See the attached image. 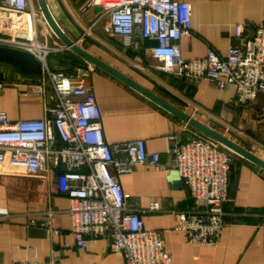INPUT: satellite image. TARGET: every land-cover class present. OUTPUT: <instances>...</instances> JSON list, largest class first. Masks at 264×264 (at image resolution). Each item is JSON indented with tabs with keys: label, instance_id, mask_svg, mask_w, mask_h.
Instances as JSON below:
<instances>
[{
	"label": "crops",
	"instance_id": "1",
	"mask_svg": "<svg viewBox=\"0 0 264 264\" xmlns=\"http://www.w3.org/2000/svg\"><path fill=\"white\" fill-rule=\"evenodd\" d=\"M180 1L192 7V29L181 42L187 60L205 57L209 48L226 56L231 45L244 44L254 36L256 25L264 22V0ZM86 2L47 0L61 27L84 48L203 123L239 130L243 146H252L249 150L264 159L255 152L264 153V93L240 106L235 102L234 87L220 89L206 79L164 73L159 69L162 61L151 54L154 40H145L136 32L135 45H125L122 38L110 33L108 17L98 21L100 11L84 10ZM38 13L41 36H53ZM94 21L92 39L87 42L88 35L83 32ZM6 27L7 20L1 18L2 34L7 33ZM52 36L50 43H58ZM61 56L73 58L71 53ZM0 65V80L10 82L0 90V111L12 121L43 119L44 101L26 91L27 77L7 64ZM71 73H79L77 83L94 92L108 143L143 139L147 149L160 153L162 163L168 164L171 136L185 140L191 135L187 124L104 71L91 68ZM61 171L57 169L48 177L9 164L0 166V264L47 263L53 254L62 258L63 264H125L107 239L86 248L77 246L68 212L70 200L59 190ZM120 179L127 205L141 212L147 229L162 234L171 256L169 264H264V171L245 159L235 156L229 200L223 206L227 224L215 245L190 242L185 232L175 229L180 214L195 211L177 171L138 165ZM154 202L160 211L149 210ZM49 207L57 213L51 228L42 226Z\"/></svg>",
	"mask_w": 264,
	"mask_h": 264
},
{
	"label": "built area",
	"instance_id": "2",
	"mask_svg": "<svg viewBox=\"0 0 264 264\" xmlns=\"http://www.w3.org/2000/svg\"><path fill=\"white\" fill-rule=\"evenodd\" d=\"M96 7L101 8L98 21L108 17L110 33L122 38L125 45H135L137 29L143 39L154 40L151 54L162 61L161 71L206 79L220 89L234 87L235 102L240 106L264 93V22L256 25L254 36L244 44L231 45L226 56L209 48L205 57L187 60L181 42L192 29L189 2L87 0L84 10ZM38 11L33 0H0V19L7 20V33L0 32V46L30 51L47 65L48 55L70 51L61 43L51 44L52 34L41 36ZM80 78L79 73L45 66L40 77L25 79L26 91L43 99L45 116L12 121L0 111V166L9 164L48 177L61 169L59 190L70 200L68 212L77 246L86 248L107 239L125 264H169L171 256L162 234L147 229L141 212L127 205L120 177L131 174L138 165L171 168L195 206V211L179 215L175 229L185 232L190 242L215 245L227 224L223 206L229 200L235 154L192 130L191 140L171 136L168 164L162 163L160 153L149 151L143 139L110 144L96 96L89 86L77 83ZM9 83L0 80V90ZM149 210L160 211V206L154 202ZM44 214L47 220L42 226L51 228L57 213L49 207ZM20 264L63 262L53 254L47 263Z\"/></svg>",
	"mask_w": 264,
	"mask_h": 264
},
{
	"label": "water",
	"instance_id": "3",
	"mask_svg": "<svg viewBox=\"0 0 264 264\" xmlns=\"http://www.w3.org/2000/svg\"><path fill=\"white\" fill-rule=\"evenodd\" d=\"M35 1L53 35H55L60 43L70 51L71 55H73V58L68 59L62 56L48 55L46 58V65L30 51L0 46V63L8 64L21 74L31 77H40L44 72L45 66H47L52 71L63 70L65 72L75 69L89 70L91 68L102 70L135 91L137 94L148 99L171 115L180 119L193 131H196L203 136L217 142L225 149L233 152L234 154L264 171V159L259 155L226 136L216 128L203 123L186 111L176 107L168 100L160 97L137 80L125 74L123 71L95 56L89 50L84 48L79 43V40L73 39L67 34V32H65L53 15L47 0ZM96 10L101 11V8L96 7ZM136 32H139V29H137ZM188 139L191 140V135Z\"/></svg>",
	"mask_w": 264,
	"mask_h": 264
},
{
	"label": "rangeland",
	"instance_id": "4",
	"mask_svg": "<svg viewBox=\"0 0 264 264\" xmlns=\"http://www.w3.org/2000/svg\"><path fill=\"white\" fill-rule=\"evenodd\" d=\"M94 23H95V21L88 28H86L85 31L83 32L85 35L86 34L88 35L87 42H88V40L90 41V39H92V35H93V32H94L93 30L95 28V27H93V29H92V26H93ZM51 40L57 41L58 39L55 37V35H53ZM58 43H60L59 40H58ZM1 66L2 65H0V71L2 69ZM216 129H218L220 132H222L226 136L230 137L231 139H233V140L237 141L238 143H241L242 145H244V142H242V138L240 137L241 133L239 132V130L236 131V130H234L232 128L220 127V126H216ZM246 145H250V144H246ZM250 147L252 148V146H250ZM251 148H249V149H251ZM255 152H257L258 154H261V155L264 156V153L262 154L259 150L258 151L255 150ZM235 156H238V155L235 154Z\"/></svg>",
	"mask_w": 264,
	"mask_h": 264
},
{
	"label": "trees",
	"instance_id": "5",
	"mask_svg": "<svg viewBox=\"0 0 264 264\" xmlns=\"http://www.w3.org/2000/svg\"><path fill=\"white\" fill-rule=\"evenodd\" d=\"M0 64H4V63H0ZM8 65V64H7ZM8 66H10V65H8ZM10 67H12V66H10ZM13 68V67H12ZM14 70H16L15 68H13ZM17 71V70H16ZM61 71H63V70H61ZM73 71H75V70H72V71H69V72H67V73H71V72H73ZM165 73V72H164ZM167 74H169V73H167ZM24 75V74H23ZM25 76H27V75H25ZM27 77H31V76H27ZM33 78H37V77H33ZM0 79H2V76H1V73H0ZM231 178V177H230Z\"/></svg>",
	"mask_w": 264,
	"mask_h": 264
},
{
	"label": "bare ground",
	"instance_id": "6",
	"mask_svg": "<svg viewBox=\"0 0 264 264\" xmlns=\"http://www.w3.org/2000/svg\"><path fill=\"white\" fill-rule=\"evenodd\" d=\"M44 22L46 23V21L44 20ZM47 24V23H46ZM49 27V26H48Z\"/></svg>",
	"mask_w": 264,
	"mask_h": 264
}]
</instances>
